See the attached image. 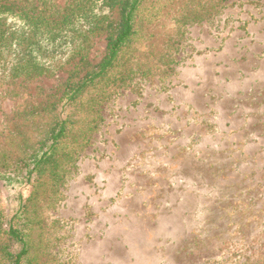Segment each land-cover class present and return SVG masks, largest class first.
<instances>
[{
  "label": "rangeland",
  "instance_id": "1",
  "mask_svg": "<svg viewBox=\"0 0 264 264\" xmlns=\"http://www.w3.org/2000/svg\"><path fill=\"white\" fill-rule=\"evenodd\" d=\"M215 2H143L125 52L136 76L100 104L60 193L31 203L35 264H264V0H220L182 22ZM106 49L96 36L91 62ZM74 65L0 83V147L17 154L22 125L35 137L24 113L59 99ZM68 111L76 130L90 116Z\"/></svg>",
  "mask_w": 264,
  "mask_h": 264
},
{
  "label": "trees",
  "instance_id": "2",
  "mask_svg": "<svg viewBox=\"0 0 264 264\" xmlns=\"http://www.w3.org/2000/svg\"><path fill=\"white\" fill-rule=\"evenodd\" d=\"M144 1L70 0L60 6L53 0H0V83L53 76L75 64L59 99L24 113L35 137L27 139V125H22L19 132L24 139L17 144L19 152L0 147V189L8 190L10 199L17 202L12 214L0 212V233L8 239L0 245V264L37 261L30 256L35 247L28 228L29 213L36 205L31 203L38 202L43 187H52L55 195L60 193L98 125L94 116L100 104L136 76V66L129 63L125 52L133 43ZM220 5L216 0L199 10L190 8L181 20L200 21ZM103 34L106 54L93 64L89 59L93 39ZM95 86L99 89L89 92ZM81 106L90 116L76 130L79 119L68 109ZM45 177H49L47 183ZM27 188L29 195L24 193Z\"/></svg>",
  "mask_w": 264,
  "mask_h": 264
}]
</instances>
